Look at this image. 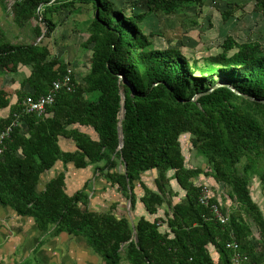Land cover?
<instances>
[{
    "label": "trees",
    "instance_id": "obj_1",
    "mask_svg": "<svg viewBox=\"0 0 264 264\" xmlns=\"http://www.w3.org/2000/svg\"><path fill=\"white\" fill-rule=\"evenodd\" d=\"M9 1L0 0V14L10 10L11 18L9 23L0 17V69L17 73L28 67L30 74L16 103L0 89V113L9 109L0 116V133L15 115L26 125L25 131L21 125L14 127L1 147L0 204L32 218L51 238L62 233L84 238L103 264H231L226 249L231 233L252 263L264 264V211L251 188L256 178L264 185L262 44L228 36L222 52L200 65L181 48H156L142 27L157 12L174 15L230 0H147V11L134 9L130 14L114 0H13L10 6ZM254 2L264 17V0ZM76 4L94 7L90 36L83 45L92 51L90 70L82 83L73 72L75 90L61 92L47 115L23 113L24 98L45 94L68 74L70 65L37 40L50 38L60 24L58 13ZM232 14L233 9L225 11L224 19ZM39 19V25H33ZM10 24L31 42L12 41L19 33L12 34ZM218 82L256 100L227 86L210 91ZM27 86L33 92H25ZM80 127L92 129L97 138ZM185 135L206 169L187 166L181 141ZM61 141L75 144L76 150H62ZM59 161L78 169L96 165V172L128 198L132 211L138 205L134 190L139 182L144 191L139 201L148 216L133 224L127 216L93 212L85 189L67 193L63 174L39 191L41 176ZM151 171H157L156 191L142 181ZM200 176L214 181L216 188H226L230 213L218 197L212 201L229 215L227 226L213 220L199 203L200 185L195 181ZM174 181L184 191L176 203L180 193ZM253 225L259 235L256 243Z\"/></svg>",
    "mask_w": 264,
    "mask_h": 264
},
{
    "label": "rangeland",
    "instance_id": "obj_2",
    "mask_svg": "<svg viewBox=\"0 0 264 264\" xmlns=\"http://www.w3.org/2000/svg\"><path fill=\"white\" fill-rule=\"evenodd\" d=\"M13 2V0H10L8 2V5L10 6L11 4H13ZM114 3L116 7H124L125 9H127L126 11H128L129 14L134 9L136 12L148 10L147 0H114ZM254 7V0H230L229 2L220 3L207 2L206 6L203 9L187 8L179 10L174 15H165L160 12L154 13L145 20L142 27L144 29V32L152 37L151 39L153 40L154 46L156 48H181V50L192 59V61L197 59L198 63L200 65H203L204 58L222 52L221 45L228 36H232L236 41L240 43L258 41L262 44L264 49V17L261 13L256 12ZM232 9L233 14L227 20H225V11ZM9 11L10 10H7V13H5V15L0 14L2 21H8L9 23H11V18L8 17ZM40 17L42 20V14ZM93 17L94 7L92 4H76L73 7L65 8L57 15L58 24H60L57 26V30L54 32V35L67 34L70 33L72 29L75 30V27L76 30L79 29L80 26L78 25H81L83 27L80 29L79 33H76L78 34L76 35L77 40L71 38L73 41L71 42L70 39L69 43L71 45V48L69 49L68 53L72 52V54H68V57H71V59H68L71 62L73 61L72 59H74V62L79 63L86 68L90 67L91 51L84 48L83 45L86 43L87 38L90 36L88 27ZM41 20H33V25H39L38 23ZM84 21L85 23H83ZM40 25L43 27V33H45L46 29L44 27L45 23L43 20L42 24ZM9 31H12V34L19 33L18 38H13L10 32H8L12 37V41L17 43L31 42L30 39L27 38V36L21 35V33L18 32V30L12 24H10ZM40 41L44 44L47 43L48 39L45 37H40L37 40V43H39ZM80 51L86 52L85 54L87 55H77L76 52ZM27 68L28 67H25L26 70L20 72L18 75H21V77H23V75L27 72ZM68 69H71L73 71L72 66L68 67ZM0 71L2 70L0 69ZM2 74H0V87L8 86V89L12 88L11 84H14L15 82L11 83L10 79H8V76H13L17 73H7L5 71H2ZM13 90L16 91L17 88L13 87ZM8 112L9 109H6L0 113V116H5L8 114ZM20 125L25 131V123L20 122ZM86 132L89 133V135L93 138H97L96 133L92 129L86 128ZM181 139L183 154L186 158L187 166L190 168L200 166L206 169V164L202 160V157H200V155H198L196 151L191 147L190 136L185 135ZM95 167L96 165H92L86 171L78 172L75 171V169L71 166L68 173L66 172L68 176V191L74 192L77 189H85L86 192H88L89 198L91 200L90 208L93 210L96 209L97 211L107 213L111 212L118 217L127 216L128 218H135V211L131 210V203L129 202L128 198H126V196H123L122 194H119L120 192L118 193L117 188L115 186H112L103 176L98 179V177L100 176L94 174V170L96 171ZM155 176H157V171L150 172L144 175L145 181L151 188H154V186L150 184V181H152ZM48 177L49 176H47V178ZM200 177L196 180L198 184L200 183ZM139 184V182H136L137 188L135 192H137V194H140L141 192L144 193V191H142V187H140ZM43 185L44 184L41 183L40 186ZM219 186L220 187L216 188V190H219V197L223 201V206L227 207L226 204H230V200L227 197V190L221 184H219ZM251 188L254 200L264 211V185L258 178H256L253 181ZM174 189H177V191H179V193L181 194L180 198L182 197V195H184V191L178 187L175 181ZM139 197L141 198V196ZM139 197L137 196L138 206L141 203L139 201ZM229 208L230 213L232 208ZM142 210L144 213H147L145 207H143ZM162 214L163 211L159 213V215ZM10 218L13 219V216H11ZM25 220L27 222L24 224V227L21 228L20 232H10L9 238H11V236L13 235L14 239H12L15 241L16 245H18V243L16 242H18V240L20 239V236H16L17 233L21 235L23 240L29 235L28 239L31 246H34L38 244L39 241L45 239L44 233H39V237L38 234L33 235V229H31L30 227L31 221L27 219ZM2 222L3 220L0 217V223ZM13 226L16 230V227L19 226L17 221L13 222ZM0 230L2 231L1 225ZM252 230H257L255 225H253ZM255 237L258 238L259 235L255 234ZM254 241L256 240L254 239ZM15 244L13 243L11 245V251L7 247H4V250L12 252L14 255H16L21 246H15ZM21 251H26L27 255V249L23 250L21 248ZM17 255L18 258L21 257L19 253ZM36 261L37 254H34L31 258V264H36ZM100 262L101 264H103L102 260H100Z\"/></svg>",
    "mask_w": 264,
    "mask_h": 264
},
{
    "label": "crops",
    "instance_id": "obj_3",
    "mask_svg": "<svg viewBox=\"0 0 264 264\" xmlns=\"http://www.w3.org/2000/svg\"><path fill=\"white\" fill-rule=\"evenodd\" d=\"M74 19V18H73ZM62 23V22H61ZM85 23V21L83 22ZM65 26V25H63ZM79 29L75 30L72 29L70 33L67 34H57L54 35V33L52 34V36L50 38H48L47 43H44L48 46V48L51 51L52 55L57 56L58 58L64 60L66 63H68V65L72 66L73 68V72L75 73V78L76 81L79 83L83 82V78L85 77V75L89 72L90 67H83V65H80L79 63L74 62V59H72L73 61H69V59H71V57H68V54H72V52H69V49L71 48L70 45V39H75L76 38V34L77 32H80V29L83 28L81 25ZM57 30V29H56ZM88 37V36H87ZM89 38V37H88ZM87 38V40H88ZM71 39V42H73ZM79 39V37H78ZM80 45V44H79ZM67 50V52H66ZM87 50L91 51L90 48H88ZM77 55H87L85 54L86 52L80 51V52H76ZM75 53V54H76ZM92 54V51H91ZM65 57V58H64ZM69 58V59H68ZM81 60V59H79ZM78 60V61H79ZM76 61V60H75ZM77 64V65H76ZM74 66V67H73ZM26 70L25 67H22L20 69L19 72H17L16 75L13 76H8V79H10L11 83L15 82L14 84H11L12 88L8 89V86L6 87H0V89H3L4 91H6L7 93H9L10 99H11V103H16L18 98L17 94L20 92L21 88H22V82L24 81L25 78H27L30 74V69L27 68V72L23 75V77H21V75H18L20 72ZM9 73V72H7ZM0 74H2V71H0ZM3 75V74H2ZM22 78V79H21ZM13 87H16L17 90H13ZM33 89L29 86H27L25 88V92H33ZM80 129L84 132H86V128L83 129V127H80ZM61 148L64 151H69V152H74L76 150L75 144H70L69 142L66 141H61ZM103 164H99V166H102ZM72 166V168L75 169V171H86L89 167L85 168V169H78L75 167V165L73 163H67L64 164L63 162L59 161L57 162V164L54 166V168L50 171H48L47 173L43 174L41 176V181H40V185L41 183H43L44 185L46 183H48L50 180H52L53 178H55L56 176H58L59 174H63L65 177V186H66V191L67 193L73 195L74 193H76L77 191H79V189H77L74 192H69L67 189V174L69 171V168ZM96 169V167H95ZM151 172H155V171H151ZM94 174H96L97 176H100L99 172H96L94 170ZM145 175V174H144ZM144 175L142 178V181L144 184H146L151 190L156 191V186L154 183V180L156 178V176L152 179V181H150V184L154 186V188H151L148 183L145 181L144 179ZM47 176H49L47 178ZM101 178L98 177V179ZM205 179V180H204ZM197 180V179H196ZM209 182L210 185H213L214 187V198L218 197V199L223 202L221 200V198L219 197V190H216V185L214 186V181L210 180V179H206L204 176L200 177V184H203L204 182ZM196 182V181H195ZM196 184H198L196 182ZM43 186H39V191L43 189ZM137 185L135 184V190ZM140 186V185H139ZM141 187V186H140ZM143 189V188H142ZM134 190V192H135ZM118 191V190H117ZM143 191V190H142ZM177 191V189H176ZM119 193V191H118ZM136 195L139 197L143 195V192H141L140 194H137V192H135ZM119 194H122L121 192ZM179 197L174 199V202H178L180 201L184 195H182V197ZM122 196V195H121ZM90 199V198H89ZM140 199V197H139ZM119 201V200H118ZM223 205V204H222ZM227 207L229 208L231 207L230 204H226ZM90 206H91V200H90ZM144 207V205L142 203L139 204V206L137 205L136 211H135V218H129L131 220V222L133 224L137 223V221L142 217L145 216L147 217L148 214L144 213L142 208ZM91 211L96 212V213H107V212H102V211H97L96 209L93 210L90 208ZM137 213V214H136ZM13 216V219H11L10 217ZM0 217L2 218L3 222L0 223L1 225V229L0 230V264H31V258L32 255L37 254V261L36 264H101L100 260H102L98 255H96L95 253H93V251L90 249V247L87 244V241L80 237V236H74V235H69L67 233H62L58 236H54V237H50L49 235H45V239L39 241L38 244L36 245H30L29 242V235L23 240L21 235L19 233L16 234V236L18 235V237L20 236V239L18 240V245L15 244V241L13 240L14 237L13 235L11 236V238H9L10 232H20L21 228L24 227V224L27 222L25 219L30 220L31 224L30 227L31 229H33L32 234H38V237L40 236L39 233H41L37 226L36 223L34 222L33 219L29 218V217H21L18 216L11 208L8 207H4L0 204ZM29 218V219H28ZM17 221L18 223V227H16V230L13 226V222ZM253 231V239H255L256 241L253 240V242H257V240L259 239L255 237V234H258V232ZM256 232V233H255ZM33 237V236H32ZM13 238V239H12ZM15 244V246H21V248L23 250L27 249V255H26V251H21V248H19L17 254L19 253L21 255L20 258H18V255H14L12 252L6 251L4 250V247H7L10 251L12 250L11 245ZM46 243V245H45ZM210 251H212V258L215 262L219 261V255L217 254V252L210 247L209 248ZM21 259V260H20ZM122 264H128L125 260L122 262Z\"/></svg>",
    "mask_w": 264,
    "mask_h": 264
},
{
    "label": "built area",
    "instance_id": "obj_4",
    "mask_svg": "<svg viewBox=\"0 0 264 264\" xmlns=\"http://www.w3.org/2000/svg\"><path fill=\"white\" fill-rule=\"evenodd\" d=\"M73 71L68 70V74L62 78L55 80L50 86L49 90L38 97L27 96L23 101V109L25 113H37L39 115L45 114L48 107L55 104L59 94L63 91L73 92L75 84L72 78ZM13 126L7 127L0 134V145H2L6 138L12 132ZM1 152V150H0ZM199 203L210 211V217L223 226L229 223V215L225 214L221 206L213 202L214 187L209 182L200 184ZM208 219V218H207ZM226 248L232 254V264H255L252 263L249 257L241 250V244L232 236L231 240L226 243Z\"/></svg>",
    "mask_w": 264,
    "mask_h": 264
},
{
    "label": "bare ground",
    "instance_id": "obj_5",
    "mask_svg": "<svg viewBox=\"0 0 264 264\" xmlns=\"http://www.w3.org/2000/svg\"><path fill=\"white\" fill-rule=\"evenodd\" d=\"M23 101H24V100H23ZM48 108H49V107H48ZM48 108H47V109H48ZM22 112L25 113V112H24V109H23V102H22ZM26 114H32V113H26ZM36 114H37V113H36ZM37 115H39V114H37ZM42 115H47V110H46V113H45V114H42ZM39 116H41V115H39ZM15 117H16L15 121L10 125V126H13V128L16 127L17 125H20V121L18 120V116L15 115ZM10 126H9V127H10ZM6 128H7V127H6ZM6 128H5V129H6ZM5 129H4V130H5ZM4 130H3V131H4ZM3 131H2V132H3ZM12 131H13V129H12ZM2 132H1V133H2ZM1 133H0V134H1ZM11 133H12V132H11ZM10 135H11V134H10ZM9 137H10V136H9ZM9 137H8V138H9ZM8 138H6V139H8ZM6 139H5V140H6ZM4 142H5V141H4ZM3 144H4V143H3ZM3 144L0 145V150H1V147L3 146ZM1 152H2V150H1ZM1 152H0V153H1ZM229 222H230V220H229ZM219 224H220V223H219ZM228 224H229V223H228ZM228 224H227V225H228ZM227 225H226V226H227ZM222 226H223V225H222ZM232 236L236 239L235 235H234L233 233H231V234H230V240H231ZM230 240H229V241H230ZM236 240H237V239H236ZM237 241H238V240H237ZM227 242H228V241H227ZM238 242H239V241H238ZM226 249H227V248H226ZM227 250H228V249H227ZM228 251H229V250H228ZM229 252H230V251H229ZM230 254H231V252H230ZM230 256H231V258H232V254H231ZM231 264H232V259H231Z\"/></svg>",
    "mask_w": 264,
    "mask_h": 264
},
{
    "label": "water",
    "instance_id": "obj_6",
    "mask_svg": "<svg viewBox=\"0 0 264 264\" xmlns=\"http://www.w3.org/2000/svg\"><path fill=\"white\" fill-rule=\"evenodd\" d=\"M97 14H98V12H97ZM120 76V78L121 79H124V76L123 75H119ZM126 83V82H125ZM222 86H227V87H229L231 90H233L235 93H237V94H239V95H243V94H241V93H239L237 90H235L232 86H230L229 84H227V83H223V82H218L210 91H213V90H215L216 88H219V87H222ZM244 97H246V98H249V99H253V100H256L255 98H251V97H248V96H246V95H243ZM262 103H264V100H260ZM120 132H122L121 130H120ZM121 144L123 145V140H121Z\"/></svg>",
    "mask_w": 264,
    "mask_h": 264
}]
</instances>
